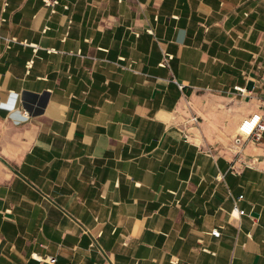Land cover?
<instances>
[{
	"label": "crops",
	"instance_id": "obj_1",
	"mask_svg": "<svg viewBox=\"0 0 264 264\" xmlns=\"http://www.w3.org/2000/svg\"><path fill=\"white\" fill-rule=\"evenodd\" d=\"M262 111L264 0H0V264H264Z\"/></svg>",
	"mask_w": 264,
	"mask_h": 264
},
{
	"label": "built area",
	"instance_id": "obj_2",
	"mask_svg": "<svg viewBox=\"0 0 264 264\" xmlns=\"http://www.w3.org/2000/svg\"><path fill=\"white\" fill-rule=\"evenodd\" d=\"M47 3H55L57 0H46ZM236 89L241 93L249 92L248 88L245 86H236ZM26 115H29L28 111L25 112ZM199 120L198 115L193 114L190 117V121L193 123H197ZM264 131V111L253 113L249 117L244 118L239 126L237 135L234 138L235 151L240 153L246 146V144L250 141L259 140L262 136V132ZM243 194L239 195V199L243 198ZM240 214L245 213L244 208H239L237 204L234 206V211H237ZM214 234H219V231L214 229ZM52 257V256H51Z\"/></svg>",
	"mask_w": 264,
	"mask_h": 264
}]
</instances>
